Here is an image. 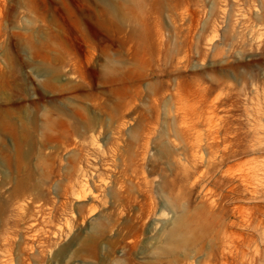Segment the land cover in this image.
<instances>
[{"label":"rangeland","instance_id":"rangeland-1","mask_svg":"<svg viewBox=\"0 0 264 264\" xmlns=\"http://www.w3.org/2000/svg\"><path fill=\"white\" fill-rule=\"evenodd\" d=\"M0 264H264V0H0Z\"/></svg>","mask_w":264,"mask_h":264},{"label":"bare ground","instance_id":"bare-ground-1","mask_svg":"<svg viewBox=\"0 0 264 264\" xmlns=\"http://www.w3.org/2000/svg\"><path fill=\"white\" fill-rule=\"evenodd\" d=\"M84 186V185H83ZM90 189H88L86 186H84L82 192H81V198L86 197ZM91 193V191H90Z\"/></svg>","mask_w":264,"mask_h":264}]
</instances>
